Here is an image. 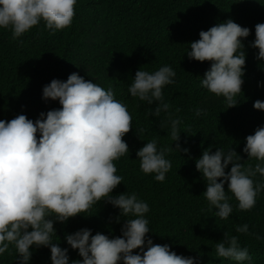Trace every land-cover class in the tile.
I'll return each instance as SVG.
<instances>
[{
	"label": "trees",
	"instance_id": "16d2710c",
	"mask_svg": "<svg viewBox=\"0 0 264 264\" xmlns=\"http://www.w3.org/2000/svg\"><path fill=\"white\" fill-rule=\"evenodd\" d=\"M229 19L251 29V35L243 39L247 57L239 103L227 109L223 97L201 86L211 63L191 60L186 52L202 30ZM259 23H264V0H77L73 22L63 30L53 33L41 22L14 40L10 29L0 28V120L10 121L23 114L35 121L40 113L61 108L58 101L43 99V88L53 79L66 81L72 73L104 89L111 87L115 99L127 106L133 120L132 129L123 137L129 152L115 161L123 182L113 195L135 192L148 203V236L153 243L170 245L185 257L200 256L203 264H237L215 257V243L227 232L239 238L241 247L249 249L251 264H264V191L248 211L239 210L234 195L227 192L233 211L227 220H221L202 195L207 184L196 169V160L208 148L213 152L234 148L245 167L257 163L248 160L243 148L246 137L264 126V110L254 108L255 101H264V61H258V49L250 47ZM163 65L176 72L175 83L165 86L163 94L173 116L182 121L179 143L190 151L170 152L167 158L172 168L165 181L158 182L154 175L140 170L136 153L153 138L160 146L174 143L167 135L169 129L160 128V120L167 114L150 117L149 110L158 102L147 105L132 97L128 88L141 67L156 71ZM197 108L204 110L202 116L194 114ZM136 127L146 129L145 140L139 138ZM253 179L264 183L259 174ZM119 212L101 201L67 223H55L57 235H53V241L69 249L71 261L82 260L65 236L87 228L93 235L122 237L125 221L121 218L117 222ZM244 224L249 226V233H237L236 227ZM16 255L10 245L0 256V264H16ZM50 256V248L34 249L31 264H52Z\"/></svg>",
	"mask_w": 264,
	"mask_h": 264
},
{
	"label": "clouds",
	"instance_id": "9594fccd",
	"mask_svg": "<svg viewBox=\"0 0 264 264\" xmlns=\"http://www.w3.org/2000/svg\"><path fill=\"white\" fill-rule=\"evenodd\" d=\"M76 4L77 0H0V28L10 29L14 40L41 22L54 33L71 26ZM250 35L251 29L229 19L202 30L186 52L191 60L211 63L201 86L223 97L227 109L239 103L247 57L243 39ZM250 47L258 49L256 58L264 61V23L255 26ZM175 77L169 65L156 71L141 67L128 88L132 97L147 105L158 102L149 110L150 117L167 114L160 120V128L169 129L167 135L175 148L174 143L160 146L153 138L136 153L140 170L154 175L158 182H164L172 168L167 158L170 152L190 151L179 143L182 121L173 116L171 105L164 99L163 89L174 84ZM43 99L58 101L62 107L40 113L35 121L23 114L10 121L0 120V256L12 245L17 253L16 264H31L34 249L41 247L50 248L52 264H203L200 256L185 257L171 250L170 245L153 243L146 218L149 205L135 192L113 195L123 182L115 161L129 152L123 137L133 127L127 106L115 99L113 89H104L72 73L66 81L53 79L45 85ZM254 108L264 110V101H255ZM194 114L202 116L204 110L197 108ZM145 132L144 127H136L140 139L145 140ZM243 152L257 163L245 167L234 148H217L214 152L208 148L196 160V169L207 184L202 195L221 220H227L233 211L227 192L234 195L239 210L248 211L264 191V183L253 179L257 174L264 177V126L246 137ZM229 165L231 169L226 172ZM101 201L120 210L117 222L121 218L125 221L122 237L93 235L87 228L67 234V244L82 257L71 261L69 249L53 241V235H57L54 224L67 223ZM236 232L248 234L249 226L238 225ZM137 249L139 254H134ZM214 251L216 258L237 264L252 261L249 249L241 247L239 238L227 232L222 241L215 243Z\"/></svg>",
	"mask_w": 264,
	"mask_h": 264
}]
</instances>
